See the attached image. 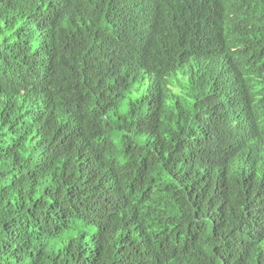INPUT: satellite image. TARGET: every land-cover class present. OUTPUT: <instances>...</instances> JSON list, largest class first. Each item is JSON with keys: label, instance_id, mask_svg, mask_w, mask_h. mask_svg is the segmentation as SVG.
<instances>
[{"label": "trees", "instance_id": "1", "mask_svg": "<svg viewBox=\"0 0 264 264\" xmlns=\"http://www.w3.org/2000/svg\"><path fill=\"white\" fill-rule=\"evenodd\" d=\"M0 264H264V0H0Z\"/></svg>", "mask_w": 264, "mask_h": 264}]
</instances>
